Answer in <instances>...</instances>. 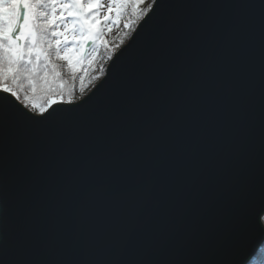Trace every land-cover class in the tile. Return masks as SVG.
Instances as JSON below:
<instances>
[{"label": "snow or ice", "instance_id": "1", "mask_svg": "<svg viewBox=\"0 0 264 264\" xmlns=\"http://www.w3.org/2000/svg\"><path fill=\"white\" fill-rule=\"evenodd\" d=\"M0 264H264V0H0Z\"/></svg>", "mask_w": 264, "mask_h": 264}, {"label": "water", "instance_id": "2", "mask_svg": "<svg viewBox=\"0 0 264 264\" xmlns=\"http://www.w3.org/2000/svg\"><path fill=\"white\" fill-rule=\"evenodd\" d=\"M206 2L224 4V3L246 2V0H206ZM125 43H127V41ZM97 83H99V81ZM94 87H95V85L93 86V88ZM93 88L91 90H93ZM257 248H259V245L257 246Z\"/></svg>", "mask_w": 264, "mask_h": 264}, {"label": "trees", "instance_id": "3", "mask_svg": "<svg viewBox=\"0 0 264 264\" xmlns=\"http://www.w3.org/2000/svg\"><path fill=\"white\" fill-rule=\"evenodd\" d=\"M118 35H119V33H114V36H115L116 38H118ZM110 38H113V37H110ZM126 41H127V40H126ZM126 41H125V42H126ZM105 66H107V65H105ZM87 81H88V76L86 75V76H85V83H86V84H87ZM97 82H98V81H97ZM97 82H96V83H97ZM93 86H94V84L88 86V88L86 89V94H87V92H89V91L93 88ZM78 88H79V82L77 81V91H76V95H77V96L79 95Z\"/></svg>", "mask_w": 264, "mask_h": 264}]
</instances>
